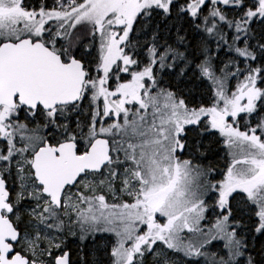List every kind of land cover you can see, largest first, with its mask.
I'll list each match as a JSON object with an SVG mask.
<instances>
[{"label": "snow or ice", "instance_id": "1", "mask_svg": "<svg viewBox=\"0 0 264 264\" xmlns=\"http://www.w3.org/2000/svg\"><path fill=\"white\" fill-rule=\"evenodd\" d=\"M0 264H264V0H0Z\"/></svg>", "mask_w": 264, "mask_h": 264}]
</instances>
